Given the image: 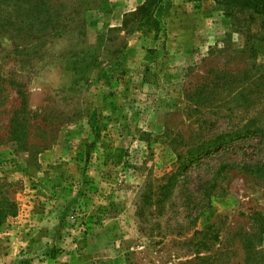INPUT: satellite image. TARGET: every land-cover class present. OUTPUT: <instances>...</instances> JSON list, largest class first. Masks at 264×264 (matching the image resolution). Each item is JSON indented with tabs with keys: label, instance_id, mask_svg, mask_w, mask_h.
I'll return each mask as SVG.
<instances>
[{
	"label": "rangeland",
	"instance_id": "rangeland-1",
	"mask_svg": "<svg viewBox=\"0 0 264 264\" xmlns=\"http://www.w3.org/2000/svg\"><path fill=\"white\" fill-rule=\"evenodd\" d=\"M139 5L0 0V264H241L264 228V18Z\"/></svg>",
	"mask_w": 264,
	"mask_h": 264
},
{
	"label": "trees",
	"instance_id": "trees-1",
	"mask_svg": "<svg viewBox=\"0 0 264 264\" xmlns=\"http://www.w3.org/2000/svg\"><path fill=\"white\" fill-rule=\"evenodd\" d=\"M162 0H144L135 10L132 11L133 15H136L138 18V25L134 30L142 31L143 33H148L152 31L154 35L160 30L159 21L154 16V11L157 6L160 4ZM219 3L223 4L227 7H239L245 10H249L260 17L264 18V0H216ZM230 15V14H229ZM125 17V16H124ZM125 23V20H124ZM15 112L10 118V123L8 126L11 138L14 140H18L19 133L22 131L21 126L17 123L18 117L14 116ZM14 125V126H13ZM253 132H257L254 130ZM249 133V131H248ZM258 171H262L260 177H264V163L256 166ZM10 216H14V210L11 211ZM255 221H258L260 217L255 214L253 217ZM218 223H212L208 225L206 228L210 230V233H213L218 228ZM264 228L262 223L256 227L255 230L251 232L244 233L241 235L240 241V250L242 251L241 264H264V250L260 247L261 243V232H263ZM218 239V236H215ZM224 245L225 251V260H223L222 264H229L230 255L227 254V248L225 242L222 243ZM53 255V254H52Z\"/></svg>",
	"mask_w": 264,
	"mask_h": 264
},
{
	"label": "crops",
	"instance_id": "crops-1",
	"mask_svg": "<svg viewBox=\"0 0 264 264\" xmlns=\"http://www.w3.org/2000/svg\"><path fill=\"white\" fill-rule=\"evenodd\" d=\"M135 1H136V5H139L144 0H135ZM121 16H122V14L120 15V18L119 19L116 18V19L112 20V23H109V26L118 25L120 23V21H121ZM110 21H111V19H110ZM45 258H46V256H45ZM54 260H55L54 258H50V260H48L47 258L44 259V260H39V259H33V260H31V259H26L25 258V261H24L23 264H54V263H52Z\"/></svg>",
	"mask_w": 264,
	"mask_h": 264
}]
</instances>
